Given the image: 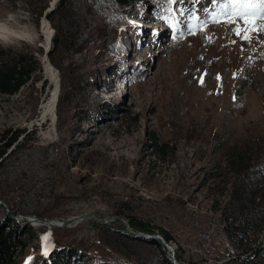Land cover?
<instances>
[{"label": "rangeland", "instance_id": "obj_1", "mask_svg": "<svg viewBox=\"0 0 264 264\" xmlns=\"http://www.w3.org/2000/svg\"><path fill=\"white\" fill-rule=\"evenodd\" d=\"M59 1L0 0V22L38 32L33 39L0 37L1 48L33 52L38 62L17 93L0 94V139L17 135L0 158V199L29 216L139 214L150 233L173 230L169 244L180 264H264V32L244 39L237 24L213 22L216 0H177L179 10L168 0H71L62 19L67 51L60 54L46 14ZM44 20L53 30L50 61H88L81 68L92 76L81 80L78 117L75 103L63 105L57 123V106L55 122L40 126L51 87ZM91 99L97 107L88 108ZM235 145L251 156L243 172L228 163ZM98 223L35 227L40 233L20 264L41 258L51 229H66L59 236L69 242L104 241L127 264L136 257L157 262L160 249L130 237L120 220Z\"/></svg>", "mask_w": 264, "mask_h": 264}, {"label": "trees", "instance_id": "obj_2", "mask_svg": "<svg viewBox=\"0 0 264 264\" xmlns=\"http://www.w3.org/2000/svg\"><path fill=\"white\" fill-rule=\"evenodd\" d=\"M130 0H122L123 3H128ZM176 9L181 8V2L175 3ZM46 8V7H45ZM44 8V9H45ZM72 12L71 0H60L57 6L48 14L52 25L55 28V34L53 37L54 49L57 53H64L67 51V35L65 28L62 24V19L68 17ZM40 16L43 14V10L39 13ZM80 49V48H78ZM82 49V48H81ZM59 58H51L52 64L60 71L61 74V94L58 100V119L57 123L62 124L63 113L62 106L74 104V109H77V117L79 116L80 106L82 105V85L81 80L87 74V77L92 76L90 68L82 70V65L87 62L74 63L71 62L67 65L63 63L58 64ZM37 60L33 52H22L13 49H5L0 47V94L12 95L17 93L23 85H25L32 77L36 70ZM87 71V72H86ZM73 101V102H71ZM84 101V100H83ZM71 102V103H65ZM89 107H97L96 102L92 99L86 103ZM83 106V105H82ZM69 109L72 107L69 106ZM70 111H66L69 115ZM90 111V110H89ZM75 114V113H74ZM96 116L95 113L91 117ZM75 117L74 115L71 116ZM59 127V126H58ZM61 129V128H60ZM73 131V127H70ZM4 137V138H3ZM0 139V158L4 156L7 149L17 139L15 136H3ZM229 166L237 172H243L248 169L251 161L249 151L242 146H232L228 150ZM3 193H0L2 198ZM2 206H0L1 208ZM121 214V212L119 213ZM143 213H141L142 215ZM131 225L141 231L153 232L154 229L146 226L149 222L148 218L140 216L139 214H131L127 216ZM99 224V223H98ZM99 225L106 226L105 223ZM66 229H51L48 231V235L51 239V246L48 250L42 254L41 258L32 257L27 264H127L124 263L120 258H115L114 255L105 248V242H69L61 238L59 235ZM40 230L31 226L27 222L22 220H15L5 212L0 214V264H20V258L25 254L27 247L36 239ZM130 237L141 238L160 249V256L157 262L154 264H174L171 251L159 238H148L139 237L127 233ZM168 242L175 238L173 230L167 228L166 231L162 232ZM241 241V238L238 239ZM177 259L181 258L180 252L176 251ZM131 264H146L136 257V261L131 260Z\"/></svg>", "mask_w": 264, "mask_h": 264}, {"label": "bare ground", "instance_id": "obj_3", "mask_svg": "<svg viewBox=\"0 0 264 264\" xmlns=\"http://www.w3.org/2000/svg\"><path fill=\"white\" fill-rule=\"evenodd\" d=\"M52 31L53 30L51 29L50 24L46 20H44L42 23L40 33L42 34L45 40V45H44L45 49H47L51 44V39L53 34ZM8 35L16 38L33 39L36 35H38V32L35 30H32V32L16 30L13 27H11L9 23L0 22V37L6 38ZM43 67H44V74L50 79L51 87L47 96L42 100L40 104L37 119L35 121L36 122L35 125H40V126H43L46 122H50V123L55 122L57 102L60 97V84H59V78H58L59 76L57 70L53 66L50 59L47 60L44 55H43ZM35 225L40 227L43 225L52 226L53 224L50 222L47 223L35 222Z\"/></svg>", "mask_w": 264, "mask_h": 264}, {"label": "snow or ice", "instance_id": "obj_4", "mask_svg": "<svg viewBox=\"0 0 264 264\" xmlns=\"http://www.w3.org/2000/svg\"><path fill=\"white\" fill-rule=\"evenodd\" d=\"M168 3L174 4L177 0H168ZM216 3L220 11L212 14L213 22H221L220 17H223V22L237 24L236 34L243 32L244 39H249L248 33L252 31L264 32V23H258L264 21V0H216ZM240 22L245 27H239Z\"/></svg>", "mask_w": 264, "mask_h": 264}, {"label": "water", "instance_id": "obj_5", "mask_svg": "<svg viewBox=\"0 0 264 264\" xmlns=\"http://www.w3.org/2000/svg\"><path fill=\"white\" fill-rule=\"evenodd\" d=\"M55 3L51 4V7H49V9L46 11V14L48 12H51L55 8ZM49 52H50V47L47 50L45 49V53H44V56L47 60L49 59ZM0 205L3 206L4 211L9 216L14 218L15 220H22L24 222H27L33 227H37L35 225V222H44V223L50 222L53 224L52 226H48L50 228H64V227L72 226L74 222H79L86 218H92L95 221L100 222V223H108V222H112L115 220H120L124 224L126 229L135 236L161 239L162 242L166 245V247L171 251L174 264H180V262L178 261L176 257L175 248L171 244H169V242L166 240V238L163 235L137 230L131 225L128 219H126L125 217L121 215H110L105 218H100L93 213L86 212V213H83L77 216H72V217H41V216H36V215L29 216L25 214L13 213L9 208V204L4 199H0Z\"/></svg>", "mask_w": 264, "mask_h": 264}]
</instances>
